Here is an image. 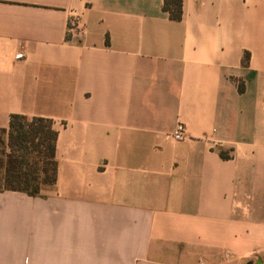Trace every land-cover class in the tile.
I'll return each instance as SVG.
<instances>
[{"label":"crops","instance_id":"1","mask_svg":"<svg viewBox=\"0 0 264 264\" xmlns=\"http://www.w3.org/2000/svg\"><path fill=\"white\" fill-rule=\"evenodd\" d=\"M163 7L0 0V128L58 131L56 183L0 191V264H264V0Z\"/></svg>","mask_w":264,"mask_h":264},{"label":"trees","instance_id":"2","mask_svg":"<svg viewBox=\"0 0 264 264\" xmlns=\"http://www.w3.org/2000/svg\"><path fill=\"white\" fill-rule=\"evenodd\" d=\"M163 8L171 19H182L183 0H164ZM0 133L8 136L12 147L0 159V191L39 196L44 187L56 183L58 131L54 129L52 120L14 114L9 127L0 128Z\"/></svg>","mask_w":264,"mask_h":264},{"label":"built area","instance_id":"3","mask_svg":"<svg viewBox=\"0 0 264 264\" xmlns=\"http://www.w3.org/2000/svg\"><path fill=\"white\" fill-rule=\"evenodd\" d=\"M71 27L72 28H78V23L77 21L73 20L71 22ZM22 56H18V58H21ZM174 137L177 140H185L187 138L186 136V128L183 124H179L175 130Z\"/></svg>","mask_w":264,"mask_h":264},{"label":"rangeland","instance_id":"4","mask_svg":"<svg viewBox=\"0 0 264 264\" xmlns=\"http://www.w3.org/2000/svg\"><path fill=\"white\" fill-rule=\"evenodd\" d=\"M54 127V126H53ZM18 150V147H15ZM12 150L10 146L8 136L6 134L0 133V159L4 156V153H8Z\"/></svg>","mask_w":264,"mask_h":264},{"label":"water","instance_id":"5","mask_svg":"<svg viewBox=\"0 0 264 264\" xmlns=\"http://www.w3.org/2000/svg\"><path fill=\"white\" fill-rule=\"evenodd\" d=\"M250 264H252V263H250ZM256 264H263L262 260H259Z\"/></svg>","mask_w":264,"mask_h":264}]
</instances>
